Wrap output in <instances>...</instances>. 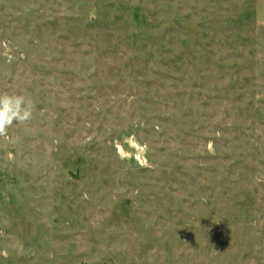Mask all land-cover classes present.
Here are the masks:
<instances>
[{
	"label": "rangeland",
	"instance_id": "1",
	"mask_svg": "<svg viewBox=\"0 0 264 264\" xmlns=\"http://www.w3.org/2000/svg\"><path fill=\"white\" fill-rule=\"evenodd\" d=\"M0 124V264H264V0H0Z\"/></svg>",
	"mask_w": 264,
	"mask_h": 264
},
{
	"label": "clouds",
	"instance_id": "2",
	"mask_svg": "<svg viewBox=\"0 0 264 264\" xmlns=\"http://www.w3.org/2000/svg\"><path fill=\"white\" fill-rule=\"evenodd\" d=\"M30 115V112H26L25 115H24V118H28V116ZM8 123H10V121H8ZM3 129V124H0V130Z\"/></svg>",
	"mask_w": 264,
	"mask_h": 264
}]
</instances>
